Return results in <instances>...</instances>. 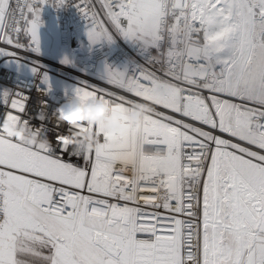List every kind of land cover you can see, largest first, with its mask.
<instances>
[{"label":"snow or ice","instance_id":"obj_1","mask_svg":"<svg viewBox=\"0 0 264 264\" xmlns=\"http://www.w3.org/2000/svg\"><path fill=\"white\" fill-rule=\"evenodd\" d=\"M5 122L50 146L0 132V264H264V0H0Z\"/></svg>","mask_w":264,"mask_h":264},{"label":"clouds","instance_id":"obj_2","mask_svg":"<svg viewBox=\"0 0 264 264\" xmlns=\"http://www.w3.org/2000/svg\"><path fill=\"white\" fill-rule=\"evenodd\" d=\"M109 105L101 101H89L85 105H81L78 101H73L68 107H59L52 113L51 117L45 115H38L36 118L44 121L49 119L53 124L60 123L62 126L75 127L80 121H87L88 123H99L101 120L104 121L106 130L115 132L120 127V121L115 116H110ZM144 109H138L136 112L132 113L129 117L135 130H138L141 126V117L144 114ZM66 117H71V119H66ZM39 131L44 133V128H40ZM0 132L7 135L15 136L19 139L26 140L30 144L38 143L41 148L49 147L50 142L47 135L43 136L42 140H39L35 135H29L23 129L13 128L9 122H5L2 127H0ZM66 136V147L73 148L77 147L79 144L83 143L86 149L90 150L94 142H89L87 137L81 140L83 134L76 133H65Z\"/></svg>","mask_w":264,"mask_h":264},{"label":"built area","instance_id":"obj_3","mask_svg":"<svg viewBox=\"0 0 264 264\" xmlns=\"http://www.w3.org/2000/svg\"><path fill=\"white\" fill-rule=\"evenodd\" d=\"M49 18L50 17L48 16V14H45V16H44L45 22ZM59 23L62 24L64 30L69 34L75 33L76 30L81 27V21L75 15L74 12L64 13L63 17ZM129 54L134 55V53H129ZM45 61L48 64V67L50 69L52 76L57 80L71 84V83H74V81L77 78L82 77V71H74L72 69L61 70L59 64L54 59H52L51 57H45ZM94 65H95V61H89L86 64H82L81 69H86L90 72H93V71H95ZM49 115H51V112H49ZM49 127L50 128L53 127L52 122L49 123ZM60 131H65V129L62 128V129H60ZM50 135H51V133H50Z\"/></svg>","mask_w":264,"mask_h":264},{"label":"crops","instance_id":"obj_4","mask_svg":"<svg viewBox=\"0 0 264 264\" xmlns=\"http://www.w3.org/2000/svg\"><path fill=\"white\" fill-rule=\"evenodd\" d=\"M51 24H52V20L49 18V19L46 21V25H47V27H46L45 29L42 30V37H46V36H47L48 29H49V27H51Z\"/></svg>","mask_w":264,"mask_h":264}]
</instances>
